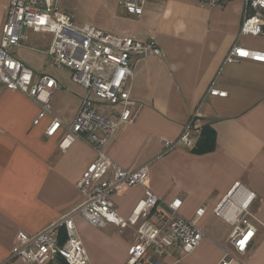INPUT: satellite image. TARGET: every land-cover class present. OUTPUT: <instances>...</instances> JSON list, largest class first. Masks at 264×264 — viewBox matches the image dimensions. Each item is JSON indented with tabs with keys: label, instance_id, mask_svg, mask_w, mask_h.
I'll return each mask as SVG.
<instances>
[{
	"label": "crops",
	"instance_id": "0c3cea01",
	"mask_svg": "<svg viewBox=\"0 0 264 264\" xmlns=\"http://www.w3.org/2000/svg\"><path fill=\"white\" fill-rule=\"evenodd\" d=\"M8 1L0 0V33ZM243 9V0L216 7L195 0H146L138 17L119 11L125 25L120 35L141 41L153 37L162 56L135 65L131 95L142 108L110 143L107 156L126 170L149 164L145 186L160 200L159 208L179 199L178 212L186 220L205 210L196 220L203 232L196 249L188 255L173 250L163 264H219L225 252L235 258L230 264H264V229L258 228L244 254H236L228 242L231 226L213 213L239 182L255 193L251 210L264 226V62L225 63L234 45L264 54V34L239 35ZM24 34L27 42L12 56L36 77L49 75L42 52L51 35ZM64 72L52 76L60 89L51 99V116L69 124L85 93ZM210 89L226 96H209ZM38 110L23 93L0 86V264L19 231L34 235L80 205L76 184L95 157L82 140L60 152V133L44 134L51 116L33 125ZM192 118L199 129L196 142L208 128L215 135L214 149L163 155L162 140L177 139ZM143 197L144 188L131 187L112 201L117 214L127 218ZM74 224L90 264L126 263L131 229L94 227L80 216Z\"/></svg>",
	"mask_w": 264,
	"mask_h": 264
},
{
	"label": "built area",
	"instance_id": "2783aa9c",
	"mask_svg": "<svg viewBox=\"0 0 264 264\" xmlns=\"http://www.w3.org/2000/svg\"><path fill=\"white\" fill-rule=\"evenodd\" d=\"M58 0H9L4 7L0 33V86L18 91L34 101L38 114L33 125L51 116V99L60 89L49 75L36 77L12 56V50L27 42L24 34L51 35L42 53L50 66L68 70L72 83L84 90V96L69 124L51 116L45 130L47 138L60 133L58 148L67 151L78 140L94 150L95 157L76 184L82 202L71 212L34 235L19 231L8 258L1 264H90L77 235L74 217L80 216L91 226L113 225L120 231H133L129 256L125 264H163L173 250L180 255L192 253L203 238L196 220L204 214L199 208L194 218L179 215L182 202L174 199L167 205L146 186L149 164L126 170L107 156V148L117 134L136 120L141 105L132 98L135 65L148 57H161L155 38L145 41L127 35L111 34L90 24L78 25L70 14L62 12ZM208 7L222 6L230 0H195ZM240 36L264 34V0H243ZM146 0H119L128 15L140 16ZM238 60L264 62V54L234 45L225 63ZM209 96L225 97L226 93L209 90ZM192 118L174 141L162 140L163 155L178 149H193L199 129ZM144 188V197L127 218L117 214L112 198L121 190ZM255 193L235 183L213 213L232 228L228 242L236 254H244L258 228L264 226L254 216L251 206ZM235 258L227 252L219 264H230Z\"/></svg>",
	"mask_w": 264,
	"mask_h": 264
},
{
	"label": "rangeland",
	"instance_id": "374dc122",
	"mask_svg": "<svg viewBox=\"0 0 264 264\" xmlns=\"http://www.w3.org/2000/svg\"><path fill=\"white\" fill-rule=\"evenodd\" d=\"M119 0H58V8L70 14L78 25L90 24L111 34H120L124 23L119 18ZM49 75L57 77L65 70H57L50 66L49 58L45 56L44 67Z\"/></svg>",
	"mask_w": 264,
	"mask_h": 264
},
{
	"label": "trees",
	"instance_id": "16d2710c",
	"mask_svg": "<svg viewBox=\"0 0 264 264\" xmlns=\"http://www.w3.org/2000/svg\"><path fill=\"white\" fill-rule=\"evenodd\" d=\"M214 147V132L208 128H204L201 130L200 139L196 142L192 152L196 154H203L212 151Z\"/></svg>",
	"mask_w": 264,
	"mask_h": 264
}]
</instances>
